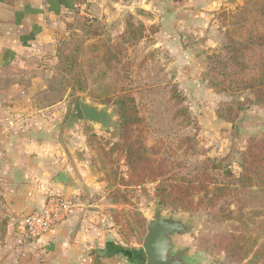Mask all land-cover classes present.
<instances>
[{
    "label": "rangeland",
    "instance_id": "1",
    "mask_svg": "<svg viewBox=\"0 0 264 264\" xmlns=\"http://www.w3.org/2000/svg\"><path fill=\"white\" fill-rule=\"evenodd\" d=\"M230 1L229 9L236 6L233 12L246 5L256 9L260 3L264 4V0ZM133 3L124 1L125 8H121L116 0H107L104 7L91 2L76 11L56 18L52 16L46 20L43 43H34L23 51L19 62L6 69L11 73L6 79L7 85L15 88L22 84L29 89L28 102L32 111L53 108L48 114L53 113L61 151L70 162L72 186L68 194L80 217L78 224L96 233L97 238L103 236L104 241L115 244L116 254L110 251V258L104 255L105 264H132L133 261L136 264L139 258L140 264L145 263V256L141 254L144 237L139 239L136 234V215L148 221L154 208L159 207L154 198L155 184L128 189L130 204L109 203L107 196L113 174L117 178L126 175L123 155L110 152L119 140L117 109L111 101L106 103L109 98L98 97L97 84L83 85V93L68 86L66 69L60 67L58 49L82 45V56L89 57L87 48L100 43L119 53L124 87L132 93L143 119L146 144L156 146L165 160L182 165L180 172H185L186 165L197 161L217 159L229 165L237 177L240 173L238 153L246 149L247 139L253 136L264 139V105H247L233 124L218 119L217 111L246 99L252 101V95L246 92L228 95L209 89L207 82L201 80L206 60L200 56L203 51L199 43L186 38L183 41L164 38L160 30L156 33L158 23L153 25L154 20ZM221 15L212 34L208 33L217 45L211 48L201 45L209 53L221 50L228 43ZM81 98L111 114L109 129L86 124L79 111ZM179 110L187 111L189 124L184 116H176ZM69 137L71 139L67 140ZM185 138H191L192 142H185ZM241 201L246 206L243 210L245 226L238 221L212 222L209 211L205 210L188 214L161 208L165 218L181 220L190 228L184 234L173 236L174 251H179L187 264H234L223 254L208 255L199 251L200 235L243 232L256 237L264 246V194L253 191ZM233 209L234 205H230V210ZM24 239L28 240L25 236ZM8 258L0 255L2 262ZM258 264H264V258Z\"/></svg>",
    "mask_w": 264,
    "mask_h": 264
},
{
    "label": "trees",
    "instance_id": "2",
    "mask_svg": "<svg viewBox=\"0 0 264 264\" xmlns=\"http://www.w3.org/2000/svg\"><path fill=\"white\" fill-rule=\"evenodd\" d=\"M220 19L228 43L221 50L201 52L200 56L206 60L201 80L215 93L237 95L246 92L252 95V101L236 102L216 112L218 119L233 124L247 105H264V4L260 3L256 9L246 5L233 13H222ZM82 49L78 44L70 49L63 46L57 50V55L60 67L66 69L69 87L83 93L88 83L97 84L98 97L109 98L106 103L111 101L117 109L119 140L110 152L123 155L126 175L117 178L113 174L107 196L109 203L130 204L128 189H141L153 183L154 198L160 208L188 214L205 210L209 211L212 222L238 221L245 226L243 210L246 206L241 198L253 191L264 194V139L256 136L247 139L246 149L238 153L240 173L237 177L229 165L217 159L197 161L186 165L185 172H180L182 165L165 160L156 146L146 144L143 119L132 93L124 87L119 53L100 43L87 48L89 57L82 56ZM179 115L189 124L187 111L179 110L176 116ZM184 141L191 143L192 139L185 138ZM230 205H234L233 210ZM136 217V234L140 239L145 236L147 220L140 214ZM263 248L256 237L243 232L201 234L198 242L202 253L223 254L234 264H258L264 258ZM141 254L144 255L142 250Z\"/></svg>",
    "mask_w": 264,
    "mask_h": 264
},
{
    "label": "crops",
    "instance_id": "3",
    "mask_svg": "<svg viewBox=\"0 0 264 264\" xmlns=\"http://www.w3.org/2000/svg\"><path fill=\"white\" fill-rule=\"evenodd\" d=\"M106 1L0 0V255L9 256L0 264H105L103 256L110 258V251L116 252L115 244L104 241L103 236L97 238L86 226L80 228L75 205L56 230L38 240L24 239L22 218L39 210L49 195H65L72 202L68 194L71 166L61 151L53 113L48 114L53 108L32 111L29 89L22 84L13 88L6 82L11 74L6 69L21 60L23 51L43 43L47 19L76 11L86 3L104 7ZM124 1L134 2L154 20L153 25L157 22L156 33L160 30L173 41L193 40L205 52L208 50L201 45H217L208 33L212 34L219 14L233 13L236 7L228 8L230 0H116L117 6L125 8ZM63 171L69 178L66 185L56 183Z\"/></svg>",
    "mask_w": 264,
    "mask_h": 264
},
{
    "label": "water",
    "instance_id": "4",
    "mask_svg": "<svg viewBox=\"0 0 264 264\" xmlns=\"http://www.w3.org/2000/svg\"><path fill=\"white\" fill-rule=\"evenodd\" d=\"M79 111L82 119L88 125L109 129L112 116L106 110L99 109L88 103L85 98L79 101ZM69 182L66 171L59 174L56 183L66 185ZM189 226L181 220L172 217L165 218L163 211L155 207L151 218L147 221L146 234L142 241L144 264H187L179 251H174L172 238L184 234Z\"/></svg>",
    "mask_w": 264,
    "mask_h": 264
},
{
    "label": "built area",
    "instance_id": "5",
    "mask_svg": "<svg viewBox=\"0 0 264 264\" xmlns=\"http://www.w3.org/2000/svg\"><path fill=\"white\" fill-rule=\"evenodd\" d=\"M74 204L61 194H51L43 206L22 218L27 238L39 239L56 230L71 215Z\"/></svg>",
    "mask_w": 264,
    "mask_h": 264
}]
</instances>
